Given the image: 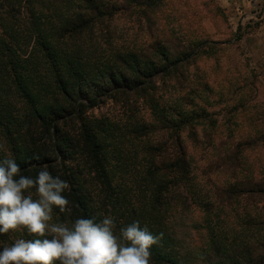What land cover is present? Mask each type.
Segmentation results:
<instances>
[{"label": "rangeland", "instance_id": "374dc122", "mask_svg": "<svg viewBox=\"0 0 264 264\" xmlns=\"http://www.w3.org/2000/svg\"><path fill=\"white\" fill-rule=\"evenodd\" d=\"M30 1L0 5L15 7L19 20L29 22ZM35 1L30 22L41 25L52 47L76 59L83 71L87 83L80 88L94 108H82L81 116L97 130L114 183L126 186L132 206H151L155 180L149 169L185 152L192 181L177 193L187 203L171 204L167 221L181 256L193 253L186 264H200L194 256L202 251L216 257L209 243L214 237L233 244L239 264H251V258L264 264V225H258L264 221V192L253 190L264 185V0ZM19 28L26 31L21 22ZM25 36L16 49L29 60L28 80L37 92L33 85L55 73L36 35ZM58 63L60 72L71 69ZM97 88L107 94L97 97ZM5 94L18 108L23 105L12 88ZM39 98L74 111L69 105L75 102L60 96ZM74 124L77 133L79 120ZM3 129L0 159L13 158V144H23V138H7ZM245 141V149L238 146ZM36 143L32 134L26 138L25 145L37 152ZM169 176L163 175L172 181ZM233 186L246 192L229 195ZM90 188L98 200L100 186ZM26 236L0 235V251Z\"/></svg>", "mask_w": 264, "mask_h": 264}, {"label": "trees", "instance_id": "16d2710c", "mask_svg": "<svg viewBox=\"0 0 264 264\" xmlns=\"http://www.w3.org/2000/svg\"><path fill=\"white\" fill-rule=\"evenodd\" d=\"M33 5H36L35 0L29 2V7H31L28 10L29 22L22 18L19 20L15 7H4V5L1 7L0 5V126L4 127L3 133L5 132L7 138H10L14 133L18 138H23V144H13L15 149L13 158L20 165L21 173L35 177L41 166L47 165L53 176H59L68 182L69 188L63 195L70 201L68 207L71 212L60 213L59 209L54 208V214L59 222H66L70 225L75 219L81 217L95 218L99 222L106 216V212L110 211V216L115 218L117 231L120 227L139 221L141 227L146 225L153 235L160 236L159 243L151 249L150 264H186L185 259L192 257L193 253L186 252L187 257L181 256L179 243L173 233L169 231V221L167 220L171 218L168 210L170 205L181 203L182 193L179 196L177 192L179 189L185 188L186 183L190 185L192 181L188 154L182 152L179 157L164 160L162 167L154 165L155 167L149 169L152 179L155 180L154 190L151 191L153 193L151 206L148 209L145 206L133 207L131 199L124 192L126 186H123L122 182L119 185L114 183L107 166L104 143L99 139L97 130L81 116L83 111L94 108L93 98L80 88L82 84L87 83L85 77H82L84 76L83 71L78 66L76 59L62 55L52 47L47 36L44 35L45 32L41 25L34 21L30 22V19H34L37 14ZM4 21L12 23V26L4 24ZM20 22L26 31L19 28ZM25 35H29L30 38L36 35L44 58L51 63L55 73L51 78H43L41 83H34L33 88H37V92L32 90L28 80L29 70L25 66L29 60L23 58L16 49L25 39ZM58 60L71 69L60 72ZM36 69V65H34L33 72ZM143 75L145 78L151 76V74L144 73ZM79 78L80 82L77 84ZM119 82L113 80L116 87L120 85ZM133 82L138 84L139 81L133 80ZM11 88L18 95V99L22 101L23 105L19 108L5 94L10 92ZM96 92L97 97L107 94V90L104 88H99ZM41 93L52 94L54 98L57 95L72 103H77L80 100L81 103L77 106L74 105L75 103L69 105L71 108L74 107V111H69L67 103L49 106V103L39 98ZM72 115L77 117H71ZM75 119L80 122L77 133L74 130L76 128ZM149 127L151 126L149 125ZM149 127H145V129ZM30 134H32V142L37 141L36 147L39 149L37 152L25 145L26 138ZM240 144L238 146H244V149L250 145L247 141ZM47 151H49V155L46 153ZM34 154H38L41 159L39 161L32 159ZM51 154L55 156L53 157ZM167 174H173L172 177L169 176L172 181H167L163 177ZM88 175L93 177L88 180ZM96 183L100 186L98 200H95V191L90 188ZM95 190H97L96 187ZM253 190L264 192V185L258 184ZM226 192L236 197L238 194L246 192V189L233 186L229 187ZM185 203L187 202L183 201L181 204ZM165 207L167 209L164 213ZM122 219L123 222L120 221ZM207 223L210 224V221L207 220ZM258 225H264V221ZM25 234L27 235L26 232ZM26 237L27 239L34 238L28 235ZM214 238L209 243L221 251V254L216 250V257H211L202 251L199 258L194 256V259L200 264H239L238 261H235L237 255L233 254L231 250L233 244L222 242V239L225 238H221V240L217 237ZM262 249L264 250V244H262ZM224 255L227 257L223 258ZM252 260L253 258L249 262L254 264L255 262Z\"/></svg>", "mask_w": 264, "mask_h": 264}, {"label": "clouds", "instance_id": "9594fccd", "mask_svg": "<svg viewBox=\"0 0 264 264\" xmlns=\"http://www.w3.org/2000/svg\"><path fill=\"white\" fill-rule=\"evenodd\" d=\"M32 159L41 157L34 154ZM68 188L47 165L31 177L21 173L14 158L0 159V234L21 231L34 237L2 247L0 264H150L160 236L139 221L117 231L110 215L99 222L81 217L70 225L54 220V208L71 212L63 195Z\"/></svg>", "mask_w": 264, "mask_h": 264}]
</instances>
